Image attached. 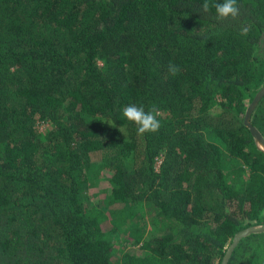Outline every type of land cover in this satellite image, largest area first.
Segmentation results:
<instances>
[{"label": "trees", "instance_id": "16d2710c", "mask_svg": "<svg viewBox=\"0 0 264 264\" xmlns=\"http://www.w3.org/2000/svg\"><path fill=\"white\" fill-rule=\"evenodd\" d=\"M202 3L0 0V264H222L264 224V0ZM226 264H264V231Z\"/></svg>", "mask_w": 264, "mask_h": 264}, {"label": "clouds", "instance_id": "9594fccd", "mask_svg": "<svg viewBox=\"0 0 264 264\" xmlns=\"http://www.w3.org/2000/svg\"><path fill=\"white\" fill-rule=\"evenodd\" d=\"M200 11L204 14L213 13L218 21L237 20L240 15L238 0H204L200 5ZM250 28L243 23L239 28V34L247 35ZM169 74L176 75L180 72L179 66L169 63L167 66ZM123 117L136 126L137 134L156 133L159 131L161 124L157 118L160 110L153 105L148 111L144 107L136 104H129L123 109Z\"/></svg>", "mask_w": 264, "mask_h": 264}, {"label": "water", "instance_id": "95a60500", "mask_svg": "<svg viewBox=\"0 0 264 264\" xmlns=\"http://www.w3.org/2000/svg\"><path fill=\"white\" fill-rule=\"evenodd\" d=\"M263 94H264V87H262V89H260L255 94L252 101L248 104V106L245 110V113H244V117H243L244 124L250 129V132L254 138V141H255L257 148L262 150V151H264V136L261 134V132L254 125H252L250 123V115H251L252 110L254 109L255 105L257 104L258 100L262 97ZM263 231H264V224H260V225H254V226L248 227V228L238 232L233 237L228 249L226 250V252L223 256L222 264L227 263V260L230 256L233 248L237 245V243L241 237L246 236V235L251 234V233H258V232H263Z\"/></svg>", "mask_w": 264, "mask_h": 264}]
</instances>
